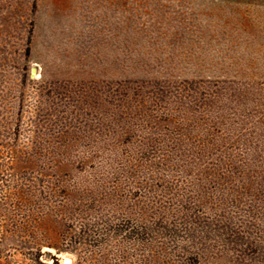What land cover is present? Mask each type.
Returning a JSON list of instances; mask_svg holds the SVG:
<instances>
[{
	"label": "rangeland",
	"instance_id": "1",
	"mask_svg": "<svg viewBox=\"0 0 264 264\" xmlns=\"http://www.w3.org/2000/svg\"><path fill=\"white\" fill-rule=\"evenodd\" d=\"M0 264H264V0H0Z\"/></svg>",
	"mask_w": 264,
	"mask_h": 264
}]
</instances>
